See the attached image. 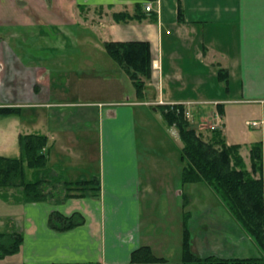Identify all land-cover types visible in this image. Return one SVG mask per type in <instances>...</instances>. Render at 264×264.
Masks as SVG:
<instances>
[{
  "label": "crops",
  "instance_id": "1",
  "mask_svg": "<svg viewBox=\"0 0 264 264\" xmlns=\"http://www.w3.org/2000/svg\"><path fill=\"white\" fill-rule=\"evenodd\" d=\"M135 3L0 0V105L26 109L53 104L51 83L56 88L64 83L53 77L63 71V62L74 59L75 48H103L105 41L112 40H145L151 43L153 60L162 62V69L154 70L148 81L144 98L137 96L135 88L133 101L100 102V158L97 173H91L101 178L98 197L70 196L40 202H22L17 197L0 201V232L20 231L24 236L21 250L1 258L0 264H139L132 262V253L142 245L163 256L158 250L170 242V233L158 228L163 223L161 216L170 222L171 203L187 192V203L181 204V240L187 227L194 253L202 257L262 258L252 264H264V248L210 185L203 181L184 184L181 166L163 157L149 156L145 165L135 111V107L148 106L165 120L158 105L192 100L202 105L210 94L207 85L219 79V68H225L229 73L227 95L231 97L213 98L223 101V111L216 105L213 114L220 112L227 143L240 144V153L250 169L251 146L264 142V128L247 124L264 116V0H157L154 10H145L142 19H114V12L133 14ZM180 7L183 21L179 19ZM26 35L35 37V43L47 50V54L37 56L39 61H23L24 57L15 52L18 46L13 44ZM154 98L159 104L148 105ZM161 99L166 103H160ZM62 125L64 129L56 127L63 134L59 150L55 134L50 130L44 133L49 138V164L60 168L58 172L67 174L68 179H83L71 169L76 168L71 165L72 157L80 164L86 154L83 136L74 133L79 122ZM74 141L81 150L69 155L67 149ZM199 188L206 197L196 203L195 191ZM149 196L151 201L146 205ZM162 209L166 217L161 213L157 218L154 212ZM54 211L67 216L80 212L84 222L69 229L55 228L49 221Z\"/></svg>",
  "mask_w": 264,
  "mask_h": 264
},
{
  "label": "trees",
  "instance_id": "2",
  "mask_svg": "<svg viewBox=\"0 0 264 264\" xmlns=\"http://www.w3.org/2000/svg\"><path fill=\"white\" fill-rule=\"evenodd\" d=\"M135 12H114L116 21L142 19L144 2L135 0ZM155 1V0H154ZM179 19L184 20L179 9ZM108 55L130 76L139 98H144L147 80L152 78L153 52L149 41H105ZM220 80L229 79L228 70L219 68ZM169 126H176L183 141L181 149V180L183 183L205 181L209 184L242 227L264 248V142L251 146V168L248 169L240 153V144H228L220 130H213L203 137L191 125L186 106L183 104L159 105ZM221 104L218 105L221 111ZM21 107L0 106V115L19 114ZM19 156L0 154V187L19 188L22 202H40L49 199L62 200L70 196L101 194V178L92 174L84 179L71 180L49 164V138L44 133L19 135ZM28 170H32L31 173ZM30 175V176H29ZM62 184V188H59ZM61 190V191H60ZM63 192V193H61ZM50 225L69 229L84 222L80 212L64 215L54 211ZM24 240L20 231L0 232V259L18 253ZM262 258L202 257L191 249L190 234L184 227L182 261L170 262L156 255L149 245H142L132 253V262L139 264H252Z\"/></svg>",
  "mask_w": 264,
  "mask_h": 264
},
{
  "label": "rangeland",
  "instance_id": "3",
  "mask_svg": "<svg viewBox=\"0 0 264 264\" xmlns=\"http://www.w3.org/2000/svg\"><path fill=\"white\" fill-rule=\"evenodd\" d=\"M35 40V37L30 39L26 35V37L20 38V41L17 44H13L15 47L18 46L15 52L19 53L21 57H24L23 61L27 60V58L39 61L37 56L47 54V50L42 49L43 47L35 43ZM81 49H83V51H81ZM103 49L104 47H99L98 49H91L90 47L75 48L73 51L74 59L68 62H63L65 64L64 69H62L63 71L53 77V79L56 77V79L61 81L64 80V83L61 82L57 84V88L53 83H51L52 94L50 98L51 102H54L53 104L26 109L21 108V111H23L21 114L0 115L1 155H20V133H47L49 130L51 131H49L50 133L55 134L57 142L55 147L59 150L58 143H61V135L63 134L60 133L58 129H64L65 126L62 125L64 123L66 124L76 121V124L79 122V126L81 127L77 126L74 129V133L79 138L80 136H83L86 154L80 164L75 163L76 158L73 159L72 157L73 163L71 165L76 166V168H70L72 171H75L77 175H81L83 179L90 177L91 173H97L98 160L100 158L99 134L97 127L99 118L98 114L99 110H102L103 105L100 104V102L133 101L136 99V95L134 93L135 87L131 78L126 71H121L118 63ZM79 52L81 57L79 56ZM49 54L54 55L55 53L54 51H50ZM153 62L154 60L152 61V69L154 72L155 69L153 68ZM160 65L162 69V62H160ZM113 69H117L118 71L115 72ZM80 70L81 72H79ZM151 79L147 80L146 83L151 81ZM59 84H61V86ZM227 86V80H224L222 83L218 78L216 80H211V82L207 85V87L211 89L210 94L208 93V98H206L208 101L202 102V105H198L197 100H195V103H193L194 100L183 103V105L188 108L187 112L188 117L191 120V125L203 137H209L213 130H220L224 136L221 121L219 126L212 128V125L217 121L216 112L213 114V106H218L221 102H223L220 100H214L213 98L220 97L226 99V97H231L230 95H227ZM150 91L152 95V88ZM45 96H47V94ZM150 98L151 97H148L147 99ZM153 100H155V98ZM217 101L219 104H216ZM151 102L153 104L148 105L157 106L159 104L158 100ZM163 102L166 103V100H163ZM135 111L138 124V134L140 136L139 147L141 157L143 156L145 158V165L146 163H149L147 158L149 156H154L156 158H166L174 164V166L177 164L178 167L181 166L182 169L183 162L181 160V149L183 147V141L178 135V129L167 125L168 123L162 118H159L158 113L149 109L148 106L141 105L139 107H135ZM50 112H52L53 115L50 116ZM60 125H62V127H60ZM16 129L19 130L18 135L14 134ZM62 132L64 133V131ZM73 144L75 146L73 145V147L67 149L69 155H71V151L79 153L81 150L75 141ZM64 165L66 164H63V166ZM56 169L60 170L57 166ZM31 171L32 170H28L30 173ZM63 175L66 177L67 174L63 173ZM61 185L62 184H59L60 189L62 188ZM19 192V188L0 187V201H9L10 198L15 199L17 197L21 199ZM188 194L189 192L186 193V196ZM6 195L7 197L5 198ZM186 196H179L176 201L171 203V211L169 212L171 221L167 223L164 220V217L161 216V222L163 223L158 226V228L163 232L169 231L168 233H170V242H167V244L161 247L158 251H161V253H163L161 255L173 263L182 261L183 240H181L182 227L180 224L182 218L181 204L184 202L185 206L187 203L185 198ZM205 197L206 194L201 191V188L195 191L196 203L198 200H204ZM150 201L151 197L149 196L147 197L146 205L150 203ZM160 204L161 203H159V206ZM154 213L157 215V218L158 214L160 215L161 213L162 215L165 214V217L167 215L163 209L161 212L156 211ZM157 255L159 256L160 254Z\"/></svg>",
  "mask_w": 264,
  "mask_h": 264
},
{
  "label": "built area",
  "instance_id": "4",
  "mask_svg": "<svg viewBox=\"0 0 264 264\" xmlns=\"http://www.w3.org/2000/svg\"><path fill=\"white\" fill-rule=\"evenodd\" d=\"M156 2H157L156 0L155 1L154 0H148V1L144 2L145 10L148 12L153 11L154 10V4ZM153 68L155 70H159V71L161 70V65H160L159 60H155L153 62ZM159 102L164 103L163 100H160ZM216 104H219V102L217 101ZM216 118H217V121L215 122V124L212 125V128H216V126H219V124H220V121L222 119V115L220 114L219 111L216 112ZM247 124L251 127H254V128L263 129L264 128V116H262L260 118H253L251 120H248Z\"/></svg>",
  "mask_w": 264,
  "mask_h": 264
}]
</instances>
